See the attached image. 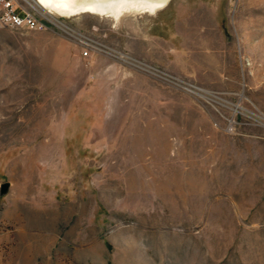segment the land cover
Masks as SVG:
<instances>
[{"label":"rangeland","instance_id":"obj_1","mask_svg":"<svg viewBox=\"0 0 264 264\" xmlns=\"http://www.w3.org/2000/svg\"><path fill=\"white\" fill-rule=\"evenodd\" d=\"M57 18L0 29V264H264V0Z\"/></svg>","mask_w":264,"mask_h":264},{"label":"bare ground","instance_id":"obj_2","mask_svg":"<svg viewBox=\"0 0 264 264\" xmlns=\"http://www.w3.org/2000/svg\"><path fill=\"white\" fill-rule=\"evenodd\" d=\"M170 0H35L52 17H73L92 13L114 20L127 14L156 13ZM62 25V24H60ZM59 25V27H60Z\"/></svg>","mask_w":264,"mask_h":264},{"label":"built area","instance_id":"obj_3","mask_svg":"<svg viewBox=\"0 0 264 264\" xmlns=\"http://www.w3.org/2000/svg\"><path fill=\"white\" fill-rule=\"evenodd\" d=\"M60 23L58 18L46 13L35 0H0V29L45 30ZM89 50L86 49L84 55Z\"/></svg>","mask_w":264,"mask_h":264},{"label":"water","instance_id":"obj_4","mask_svg":"<svg viewBox=\"0 0 264 264\" xmlns=\"http://www.w3.org/2000/svg\"><path fill=\"white\" fill-rule=\"evenodd\" d=\"M8 186H9L8 183H4V184L2 185V187H1V191H2V193H5V192L8 190Z\"/></svg>","mask_w":264,"mask_h":264}]
</instances>
